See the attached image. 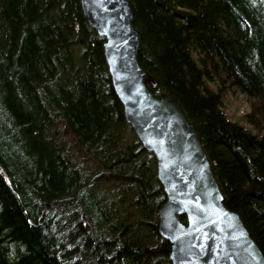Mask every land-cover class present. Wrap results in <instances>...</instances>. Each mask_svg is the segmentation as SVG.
<instances>
[{"label": "trees", "instance_id": "obj_1", "mask_svg": "<svg viewBox=\"0 0 264 264\" xmlns=\"http://www.w3.org/2000/svg\"><path fill=\"white\" fill-rule=\"evenodd\" d=\"M139 61L197 127L264 253V0H131ZM80 0H0V264H172L156 162ZM230 92L251 111L231 122ZM243 123H246L244 125Z\"/></svg>", "mask_w": 264, "mask_h": 264}, {"label": "water", "instance_id": "obj_2", "mask_svg": "<svg viewBox=\"0 0 264 264\" xmlns=\"http://www.w3.org/2000/svg\"><path fill=\"white\" fill-rule=\"evenodd\" d=\"M88 24L105 39L104 56L124 118L156 162L164 190L159 235L172 264H264V253L225 198L197 127L139 61L141 40L131 0H80Z\"/></svg>", "mask_w": 264, "mask_h": 264}, {"label": "rangeland", "instance_id": "obj_3", "mask_svg": "<svg viewBox=\"0 0 264 264\" xmlns=\"http://www.w3.org/2000/svg\"><path fill=\"white\" fill-rule=\"evenodd\" d=\"M231 122H244L243 118L250 113V102L242 94L230 92L223 107ZM246 125V123H243Z\"/></svg>", "mask_w": 264, "mask_h": 264}, {"label": "bare ground", "instance_id": "obj_4", "mask_svg": "<svg viewBox=\"0 0 264 264\" xmlns=\"http://www.w3.org/2000/svg\"><path fill=\"white\" fill-rule=\"evenodd\" d=\"M258 245V244H257Z\"/></svg>", "mask_w": 264, "mask_h": 264}]
</instances>
